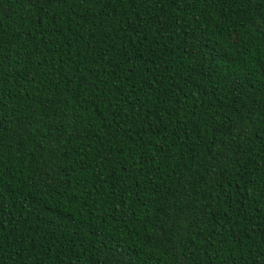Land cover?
Masks as SVG:
<instances>
[{"label": "trees", "instance_id": "obj_1", "mask_svg": "<svg viewBox=\"0 0 264 264\" xmlns=\"http://www.w3.org/2000/svg\"><path fill=\"white\" fill-rule=\"evenodd\" d=\"M0 264H264V0H0Z\"/></svg>", "mask_w": 264, "mask_h": 264}]
</instances>
